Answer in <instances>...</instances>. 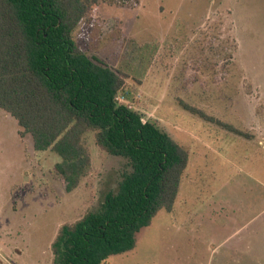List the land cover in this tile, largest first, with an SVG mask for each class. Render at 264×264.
Returning <instances> with one entry per match:
<instances>
[{
	"label": "rangeland",
	"instance_id": "rangeland-1",
	"mask_svg": "<svg viewBox=\"0 0 264 264\" xmlns=\"http://www.w3.org/2000/svg\"><path fill=\"white\" fill-rule=\"evenodd\" d=\"M73 36L127 75L123 103L189 153L173 209L104 264H264V0H105ZM19 129L0 109V264H51L58 227L98 210L129 167L88 132L91 167L67 191L59 156Z\"/></svg>",
	"mask_w": 264,
	"mask_h": 264
},
{
	"label": "trees",
	"instance_id": "trees-1",
	"mask_svg": "<svg viewBox=\"0 0 264 264\" xmlns=\"http://www.w3.org/2000/svg\"><path fill=\"white\" fill-rule=\"evenodd\" d=\"M100 1L0 0V109L16 119L20 137L59 156L53 168L67 191L91 167L88 132L101 151L125 158L129 167L98 210L58 227L51 264H104L132 250L136 233L160 210L173 209L189 161L169 134L116 100L127 75L87 56L74 38V29L97 12Z\"/></svg>",
	"mask_w": 264,
	"mask_h": 264
},
{
	"label": "built area",
	"instance_id": "built-area-1",
	"mask_svg": "<svg viewBox=\"0 0 264 264\" xmlns=\"http://www.w3.org/2000/svg\"><path fill=\"white\" fill-rule=\"evenodd\" d=\"M116 100L118 101V102H121V103H123V101H124V97L123 96H119V95H117V97H116ZM127 105V104H126ZM128 106V105H127ZM129 108H131L130 106H128ZM142 121L143 122H145V120L142 118Z\"/></svg>",
	"mask_w": 264,
	"mask_h": 264
}]
</instances>
